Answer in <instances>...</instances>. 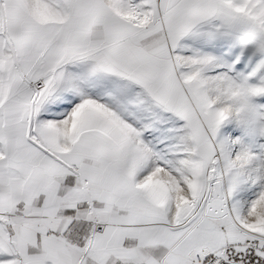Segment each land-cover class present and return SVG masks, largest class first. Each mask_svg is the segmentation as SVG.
Returning a JSON list of instances; mask_svg holds the SVG:
<instances>
[{
  "label": "snow or ice",
  "instance_id": "1",
  "mask_svg": "<svg viewBox=\"0 0 264 264\" xmlns=\"http://www.w3.org/2000/svg\"><path fill=\"white\" fill-rule=\"evenodd\" d=\"M0 264H264V0H0Z\"/></svg>",
  "mask_w": 264,
  "mask_h": 264
}]
</instances>
